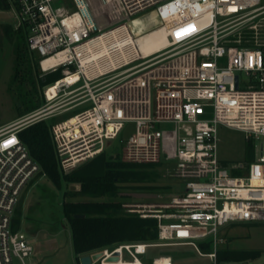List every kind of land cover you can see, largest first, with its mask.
<instances>
[{
    "label": "built area",
    "instance_id": "2783aa9c",
    "mask_svg": "<svg viewBox=\"0 0 264 264\" xmlns=\"http://www.w3.org/2000/svg\"><path fill=\"white\" fill-rule=\"evenodd\" d=\"M6 2L14 29L36 55L39 76L60 71L62 78L43 88L38 110L0 127V264H25L34 252L28 237L12 230L21 194L40 172L18 132L86 104L50 128L61 173L101 154L132 123L123 162L163 164L184 189L160 205L122 204L127 214L156 220L155 241L79 258L101 253L92 264H147L149 249L189 246L215 261L224 229L264 223V0ZM149 15L150 29H164L167 45L143 53L133 23ZM79 91L82 100L48 112L61 94ZM218 126L258 141L254 160L228 170L218 158ZM115 253L118 260L108 261ZM164 259L172 264L163 256L150 264Z\"/></svg>",
    "mask_w": 264,
    "mask_h": 264
},
{
    "label": "rangeland",
    "instance_id": "374dc122",
    "mask_svg": "<svg viewBox=\"0 0 264 264\" xmlns=\"http://www.w3.org/2000/svg\"><path fill=\"white\" fill-rule=\"evenodd\" d=\"M141 17H138L137 20L142 21L143 27L140 30L137 29L140 35L136 39L140 50L143 53H150L166 46L165 32H162L159 27L150 29L154 23L153 15ZM7 26L15 30L12 13L11 11L0 10V127L21 118L15 111V100L9 92V87L15 59L13 47L16 44L26 43V39L23 31L13 32L11 38L7 37L4 33V27ZM33 54L35 55V53ZM240 80L244 83L247 78L240 75ZM84 95V91L71 95L61 94L48 107V112H62L74 105L72 98H81L82 100ZM38 98L41 101V106H43V88H38ZM87 107H89L88 104L78 106L47 119V121L51 125L61 122ZM159 128L167 129L168 127L159 126ZM133 132L134 125L132 123L125 124L120 135L114 141L105 144L103 152L105 157L110 160L123 161L122 153L125 143ZM217 139L218 158L228 170L232 165L238 163L247 164L252 155L254 157L257 155L259 142L255 139L250 142L246 141L245 134L241 131L218 126ZM139 170L146 174L149 179L141 183L121 186L118 195L125 196L121 199L123 203L160 205L183 192V182L172 177L169 167L159 164L139 168ZM232 175H240V171H235ZM79 190L78 184L71 183H62L60 188H56L45 176L37 174L22 192L16 207V210L19 209L20 211V223L17 230L27 235L28 238L30 237L34 248L33 255L29 259H25V264H79L73 253L71 231L61 208L65 201L92 200L87 196L77 194ZM223 237L225 242L220 248L259 251L261 252L260 257L246 262H216V260L199 256L192 247L175 246L149 249L145 262L150 264L152 259L163 256L170 257L172 264H264V223L229 226L224 229ZM210 251L208 248L202 252L208 253ZM14 264L21 263L14 260Z\"/></svg>",
    "mask_w": 264,
    "mask_h": 264
},
{
    "label": "trees",
    "instance_id": "16d2710c",
    "mask_svg": "<svg viewBox=\"0 0 264 264\" xmlns=\"http://www.w3.org/2000/svg\"><path fill=\"white\" fill-rule=\"evenodd\" d=\"M0 10H9L6 0H0ZM13 32H21V30L4 27L7 37L11 38ZM13 51L15 59L9 92L15 100V111L18 117H22L41 107L38 88L42 89L53 84L60 80L62 75L60 71H57L40 77L37 72L36 57L27 49L26 43L14 45ZM51 126L49 121L40 120L20 130L17 135L31 159L40 168L39 176H45L56 188H60L62 183L78 184L80 190L77 194L92 199L91 201H65L61 206L71 231L72 248L76 259L79 261V256L83 254L120 244L155 241L157 239L156 220L142 219L137 214L125 213L121 200L125 196L118 195L121 186L137 184L149 179L139 168L155 165L132 164L118 159L110 160L105 157L103 151L64 175L58 167L50 132ZM253 160L254 155L248 163ZM99 199L102 200L99 201ZM79 215H83L84 218H76ZM19 218L18 209L12 219L14 232L18 231ZM200 247L203 251L209 248L207 244H200ZM260 255L259 251L232 250L222 247L217 251L216 262H246L256 260Z\"/></svg>",
    "mask_w": 264,
    "mask_h": 264
},
{
    "label": "water",
    "instance_id": "95a60500",
    "mask_svg": "<svg viewBox=\"0 0 264 264\" xmlns=\"http://www.w3.org/2000/svg\"><path fill=\"white\" fill-rule=\"evenodd\" d=\"M76 218H84L83 215L76 216ZM102 256L101 253H94L90 256H83L79 258V264H92V262H96ZM118 254L115 253L112 257L108 259V261H117Z\"/></svg>",
    "mask_w": 264,
    "mask_h": 264
},
{
    "label": "bare ground",
    "instance_id": "6f19581e",
    "mask_svg": "<svg viewBox=\"0 0 264 264\" xmlns=\"http://www.w3.org/2000/svg\"><path fill=\"white\" fill-rule=\"evenodd\" d=\"M134 29H141L143 27V23L140 20L134 21L133 23ZM162 32H165L164 29L160 28ZM138 44V43H137ZM139 47V46H138ZM165 47V46H164ZM157 264H168L167 261L164 259L163 261L157 262Z\"/></svg>",
    "mask_w": 264,
    "mask_h": 264
},
{
    "label": "crops",
    "instance_id": "0c3cea01",
    "mask_svg": "<svg viewBox=\"0 0 264 264\" xmlns=\"http://www.w3.org/2000/svg\"><path fill=\"white\" fill-rule=\"evenodd\" d=\"M232 226V225H231ZM27 236V235H26ZM28 237V236H27ZM29 239V241H30V237L28 238ZM31 242V241H30Z\"/></svg>",
    "mask_w": 264,
    "mask_h": 264
}]
</instances>
